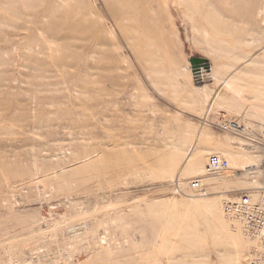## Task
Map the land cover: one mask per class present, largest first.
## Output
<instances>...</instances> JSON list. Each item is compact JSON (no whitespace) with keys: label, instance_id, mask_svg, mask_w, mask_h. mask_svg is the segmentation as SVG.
I'll return each mask as SVG.
<instances>
[{"label":"rangeland","instance_id":"obj_1","mask_svg":"<svg viewBox=\"0 0 264 264\" xmlns=\"http://www.w3.org/2000/svg\"><path fill=\"white\" fill-rule=\"evenodd\" d=\"M262 191L264 0H0V264H264Z\"/></svg>","mask_w":264,"mask_h":264},{"label":"bare ground","instance_id":"obj_2","mask_svg":"<svg viewBox=\"0 0 264 264\" xmlns=\"http://www.w3.org/2000/svg\"><path fill=\"white\" fill-rule=\"evenodd\" d=\"M210 155H215L221 160H226V165L221 166L216 171L212 170L208 164V159ZM199 160H200L199 152L195 151L189 154V156H187L186 158L187 170L190 172H196L198 173L197 175L205 176V181L208 182L209 184L215 185L219 183L215 178L211 177L209 174L211 175L215 174L216 176H221L223 175V173H225L226 176H228L232 172L229 170L227 171V169L230 167L228 160L220 156L219 153L209 154L206 158V162L203 164L202 167L201 165H199ZM188 189L199 197H205L208 195L207 187L201 177H195L191 179L189 181ZM260 200H263V202L258 204V207L263 208V212L260 215L255 216L254 218L249 220L248 208L250 204L254 202H258ZM224 211L227 215L240 222L245 233L257 238L259 240L261 249L264 250V191H262V194L257 199H251L246 195H242V196L240 195L239 197H237L232 201L225 202Z\"/></svg>","mask_w":264,"mask_h":264},{"label":"built area","instance_id":"obj_3","mask_svg":"<svg viewBox=\"0 0 264 264\" xmlns=\"http://www.w3.org/2000/svg\"><path fill=\"white\" fill-rule=\"evenodd\" d=\"M208 164L212 170H218L221 166L226 165V160H221L215 155H210L208 159ZM263 200H260L258 202L251 203L248 212H249V220L254 218L255 216L260 215L263 212V208H259L258 204L262 203Z\"/></svg>","mask_w":264,"mask_h":264}]
</instances>
